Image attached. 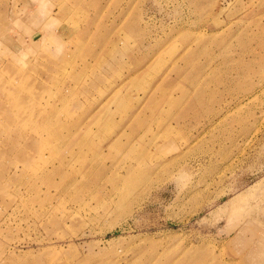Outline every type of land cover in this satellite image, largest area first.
Here are the masks:
<instances>
[{"label": "rangeland", "instance_id": "rangeland-1", "mask_svg": "<svg viewBox=\"0 0 264 264\" xmlns=\"http://www.w3.org/2000/svg\"><path fill=\"white\" fill-rule=\"evenodd\" d=\"M0 264H264V0H0Z\"/></svg>", "mask_w": 264, "mask_h": 264}]
</instances>
